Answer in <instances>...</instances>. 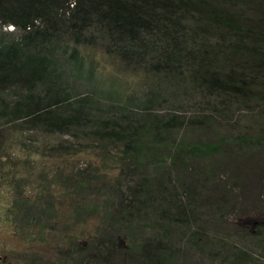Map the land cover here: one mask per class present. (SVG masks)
Instances as JSON below:
<instances>
[{
    "label": "trees",
    "instance_id": "obj_1",
    "mask_svg": "<svg viewBox=\"0 0 264 264\" xmlns=\"http://www.w3.org/2000/svg\"><path fill=\"white\" fill-rule=\"evenodd\" d=\"M257 1L0 0V120L115 147L122 179L132 182L107 215L126 221V244L106 236L80 251V264H133L136 255L139 264H179L182 249L186 264L190 248L224 264H264V221L226 224L222 194L210 204L205 184L204 201L194 189L181 198L175 187L191 168L189 155L264 146L261 136L209 141L177 132L264 116V1ZM9 24L15 28L3 29ZM142 225L152 239L138 241Z\"/></svg>",
    "mask_w": 264,
    "mask_h": 264
},
{
    "label": "rangeland",
    "instance_id": "obj_2",
    "mask_svg": "<svg viewBox=\"0 0 264 264\" xmlns=\"http://www.w3.org/2000/svg\"><path fill=\"white\" fill-rule=\"evenodd\" d=\"M249 2L250 6L258 3ZM14 28L12 24L3 27ZM4 122L0 120L4 139L0 148V264H80V251L106 240V236L126 244V221L113 224L114 218L107 216L118 208V190H128L132 185L130 178L122 179L123 171L117 161L120 150L92 148L82 137L49 132L39 124L31 128L27 123L16 126ZM232 123L219 119L209 128L194 125L177 132L186 133L188 140L215 141L225 135L264 138L262 115H245L237 124ZM234 148L224 146L222 152L214 155H189L191 168L183 170L175 187L184 199L194 189L192 194L199 201V189L205 184L203 190L207 189L208 196L204 199L210 204L215 199L213 195L219 198L218 194H222L219 211L225 213L221 217L226 224L239 223L249 229L247 226L254 220L264 221V146ZM207 171L212 172L209 182L201 180ZM203 206L213 215V208ZM151 214L149 210L147 216L153 217ZM141 227L137 230L138 241L152 239V229ZM257 245L250 249L260 254L262 249ZM181 252L179 264L186 256L184 249ZM187 256L186 264H224L197 248L188 249ZM139 258L136 255L133 264H139Z\"/></svg>",
    "mask_w": 264,
    "mask_h": 264
}]
</instances>
